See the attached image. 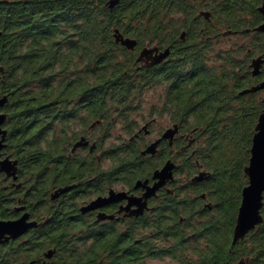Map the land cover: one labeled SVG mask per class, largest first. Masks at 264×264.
<instances>
[{
  "label": "trees",
  "instance_id": "obj_1",
  "mask_svg": "<svg viewBox=\"0 0 264 264\" xmlns=\"http://www.w3.org/2000/svg\"><path fill=\"white\" fill-rule=\"evenodd\" d=\"M108 1L20 0L14 5L0 0V96H7L0 108L7 114L0 151L18 160L15 178L0 172L2 218L12 215L17 199L27 205L41 201L46 162L57 164L66 156L79 135L75 123L109 119L110 110L117 108L133 111L141 106L145 87L154 83L152 72H141L137 66L139 55L135 58L134 50L152 40L158 29L177 26L170 15L173 4L118 0L110 7ZM116 29L136 41L133 48L115 40ZM240 34L246 44L210 49L206 60L197 63L198 77L177 88L173 99H166L167 106L176 107L178 120L201 127L204 143L196 156L209 172L201 189L206 203L188 202L159 222L145 217L147 257H168L167 264L239 260L264 264V193L261 223L232 243L241 191L247 184L244 168L264 109V88L239 93L264 80V63L255 75L250 67L264 51V33ZM219 36L212 42L219 43ZM118 245L113 235L107 251H113L114 264L140 263L136 254L117 256ZM9 247L0 248V264L9 256ZM20 253L27 256V251Z\"/></svg>",
  "mask_w": 264,
  "mask_h": 264
},
{
  "label": "flooded vegetation",
  "instance_id": "obj_2",
  "mask_svg": "<svg viewBox=\"0 0 264 264\" xmlns=\"http://www.w3.org/2000/svg\"><path fill=\"white\" fill-rule=\"evenodd\" d=\"M19 1L11 0L14 5ZM167 1L173 4L170 15L177 26L158 29L152 40L134 50L135 58L143 48H152V55L167 50L153 64L145 60L136 63L141 72L153 74V85H147L142 93L153 94L149 105L142 108L141 104L133 112L117 108L110 110L109 119L75 123L79 135L66 156L59 157L57 164L46 162L41 201L27 205L17 199L12 215L0 217L15 220L26 215V222L31 223L20 235L0 241V248L12 247L3 264H114L113 251H107L113 235L119 257L136 254L138 264L167 259L146 256L144 218L159 222L188 202L206 203L201 189L209 172L196 156L204 143L201 127L178 120L176 107L167 106L166 99H173L177 88L198 77L197 63L206 60L210 49H222L212 42L217 35L264 33L257 29L264 23V12L259 9L264 0ZM169 31L174 34L168 36ZM1 128L7 131L4 123ZM171 129L174 132L164 136ZM6 157L17 161L15 175H10L15 178L18 160L0 151V159ZM167 163L171 167L162 183L145 197L147 187L160 180L154 177L155 172ZM129 234L131 241L127 240ZM159 245H163L161 241ZM38 246L40 250L33 252ZM20 251H27V256Z\"/></svg>",
  "mask_w": 264,
  "mask_h": 264
},
{
  "label": "water",
  "instance_id": "obj_3",
  "mask_svg": "<svg viewBox=\"0 0 264 264\" xmlns=\"http://www.w3.org/2000/svg\"><path fill=\"white\" fill-rule=\"evenodd\" d=\"M118 0H109L108 5L112 7ZM264 12V6L259 8ZM258 30L264 31V23L257 27ZM116 41L125 45L127 48H133L136 41L129 37H124L116 29L114 32ZM152 48H143L137 60H145V63H155L162 59L167 54V50L159 53L158 55H152ZM150 59V60H149ZM149 60V62H148ZM264 63V51L260 56H257L251 60L250 67L252 68V74H258L260 66ZM264 88V80L258 84H255L249 88L241 90L239 93L253 92L258 89ZM7 101V96H0V108ZM6 114L0 112V150L3 147V140L5 130L1 128V125L5 121ZM255 132L251 139L250 156L248 164L245 166L244 171L247 175V184L242 188L241 191V202L238 207L235 225L233 228L232 243H235L239 239H242L249 231L253 230L262 221L260 209L263 204V193H264V109L259 113L258 120L255 124ZM174 130H168L164 136L171 134ZM81 144L77 142L76 145ZM75 145V146H76ZM154 144L148 147V150H152ZM16 160L9 159L6 157L0 159V171H4L8 176L15 175L16 172ZM171 164L167 163L161 170L156 171L154 177H158L159 182L154 183L152 187H147L145 197L149 196L154 190L162 183L166 176ZM144 204L141 205V207ZM26 215L21 216L15 220H0V241L2 239H8L9 237L14 238L20 235L31 225L26 222ZM235 264H248L247 260H239Z\"/></svg>",
  "mask_w": 264,
  "mask_h": 264
},
{
  "label": "rangeland",
  "instance_id": "obj_4",
  "mask_svg": "<svg viewBox=\"0 0 264 264\" xmlns=\"http://www.w3.org/2000/svg\"><path fill=\"white\" fill-rule=\"evenodd\" d=\"M219 48H230L231 46H235L237 45V43H244L246 44V39L241 35V34H237V35H220L219 36ZM248 43V42H247ZM152 93H148V94H144V96L141 99V104H142V108L146 107L149 105L150 101L152 100ZM133 112V111H132ZM140 113L136 114V117L139 116ZM169 263L168 259H161V260H157V259H149L147 260L146 264H167Z\"/></svg>",
  "mask_w": 264,
  "mask_h": 264
}]
</instances>
